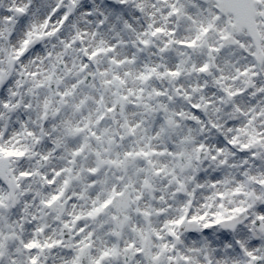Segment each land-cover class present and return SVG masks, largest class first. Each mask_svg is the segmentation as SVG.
<instances>
[{
	"label": "snow or ice",
	"instance_id": "snow-or-ice-1",
	"mask_svg": "<svg viewBox=\"0 0 264 264\" xmlns=\"http://www.w3.org/2000/svg\"><path fill=\"white\" fill-rule=\"evenodd\" d=\"M0 0V264H264V0Z\"/></svg>",
	"mask_w": 264,
	"mask_h": 264
},
{
	"label": "clouds",
	"instance_id": "clouds-1",
	"mask_svg": "<svg viewBox=\"0 0 264 264\" xmlns=\"http://www.w3.org/2000/svg\"><path fill=\"white\" fill-rule=\"evenodd\" d=\"M54 3L55 0H35V7H40L42 3Z\"/></svg>",
	"mask_w": 264,
	"mask_h": 264
}]
</instances>
